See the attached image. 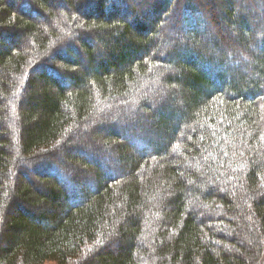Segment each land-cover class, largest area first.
Here are the masks:
<instances>
[{
    "label": "trees",
    "instance_id": "1",
    "mask_svg": "<svg viewBox=\"0 0 264 264\" xmlns=\"http://www.w3.org/2000/svg\"><path fill=\"white\" fill-rule=\"evenodd\" d=\"M218 1L0 0V264H264V0Z\"/></svg>",
    "mask_w": 264,
    "mask_h": 264
},
{
    "label": "rangeland",
    "instance_id": "2",
    "mask_svg": "<svg viewBox=\"0 0 264 264\" xmlns=\"http://www.w3.org/2000/svg\"><path fill=\"white\" fill-rule=\"evenodd\" d=\"M59 1L60 0H51V2H50V4H51V6L53 7V8H57V6H59ZM137 1H140V0H137ZM210 1H212L213 2V4L215 5V6H217V7H215L216 9L220 6V1H218V0H210ZM244 1H246V0H244ZM253 3H254V1L255 0H251ZM219 9V8H218ZM68 10V8H66V7H64V13L62 14V15H64L65 13L67 14V11ZM61 15V16H62ZM34 20V19H33ZM40 20V19H39ZM172 25H174V23L172 22ZM175 26V25H174ZM178 27H180L181 29H182V36L180 35H177L175 32H174V28L175 27H173V28H165L164 26H162L161 28H160V35L162 36V35H166L167 37H168V42H162L161 43V45H160V48H159V50H158V52H160V53H164L165 51H167L169 48H170V46L172 47V46H175V45H182V38L184 37V35H185V33L186 32H188V30H191V29H193V27L192 26H184V25H182V24H180V25H178ZM171 29H173V30H171ZM207 31H210V29L208 28L207 29ZM221 32H223V33H225L226 35H228L229 37H231L233 40H235V32H233V31H231L230 29H227V28H223L222 30H221ZM157 41H159V39L157 38L156 39ZM22 42L20 41V42H18V45H20ZM6 44L8 45V43L6 42ZM160 55H162V54H160ZM152 87H154V90L156 91V90H158V87H156V85L155 86H152ZM138 112V114L140 113L139 112V110L136 108V107H127L126 109H124V111L122 112V113H124L125 115L127 114V115H131V117L133 116V115H135L136 113ZM121 113V114H122ZM121 116V115H120ZM125 118H128V117H125ZM84 131V130H83ZM86 131V130H85ZM84 131V132H85ZM247 233H248V230L246 231V235H247ZM44 264H57L56 262H54V261H46V262H44Z\"/></svg>",
    "mask_w": 264,
    "mask_h": 264
}]
</instances>
